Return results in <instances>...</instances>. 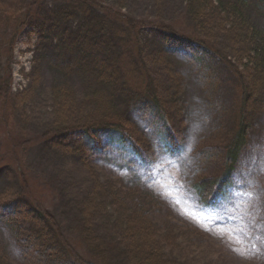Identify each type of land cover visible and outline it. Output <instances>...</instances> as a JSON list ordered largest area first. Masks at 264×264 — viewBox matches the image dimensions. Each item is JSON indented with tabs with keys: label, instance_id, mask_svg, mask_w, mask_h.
<instances>
[{
	"label": "rangeland",
	"instance_id": "obj_1",
	"mask_svg": "<svg viewBox=\"0 0 264 264\" xmlns=\"http://www.w3.org/2000/svg\"><path fill=\"white\" fill-rule=\"evenodd\" d=\"M219 1L215 8L207 5L203 18L198 19L191 17L188 10L190 0H0V86L6 85L0 88L10 87L8 92L0 93V195L12 187H20L15 180L18 170L10 163L20 158L32 185L28 190L29 203L53 214L69 247L87 259H90L88 246L78 243L83 213L75 203L80 200L86 183L95 178L98 190L105 189L103 199L109 204L93 228L99 237L108 235L118 217L124 219L137 207L154 221L158 252L168 264H264V65L257 86L258 108L226 198L216 207L206 208L190 186L193 178L211 177L223 171L220 156L230 138L240 101L236 72L244 68L230 50L238 42L240 33L235 29L229 33V25L225 32L222 30L225 19L223 13L218 16ZM60 9L66 12L63 14L66 24H61L66 32L83 25L86 19H105L103 24L107 26H102L105 29L127 31L111 22L114 20L109 12H112L145 24L170 26L179 36L206 43L211 59L206 50L193 44L186 49L181 47L179 52L169 55V63L163 64L155 58L158 45L152 28L143 27L136 36L142 57L145 60L152 57L147 68L154 76V88H158L169 123L181 140L176 154L154 148L147 165L125 168V161L107 153L106 157L92 162V171L88 172L77 157L49 150L47 141L55 131V123L60 121L59 113H54L51 105L52 92L59 84L74 94L77 108L85 111L84 115L77 113L74 117L81 122L98 119L99 109L107 102L105 93L110 89L96 84L95 78L81 75L60 83L56 81L57 74L47 66V60H41L49 57V52L40 50V45L51 47L52 34L48 27ZM252 10L259 13L255 17L264 31V4L259 8L253 5ZM41 23L46 26L45 33ZM112 30L108 34L111 48L105 46L101 53L104 68L109 74L119 72V76H127L136 87L143 77L140 64L134 66L137 52L134 45L121 39V36L129 37L132 42L134 36L124 33L112 37ZM195 52L211 61L207 65L211 68L213 95L203 87L200 70L193 59ZM31 84V91L17 100ZM117 102L125 109L123 101ZM108 103L107 107L111 102ZM113 112L116 114L117 109ZM132 121L137 129L144 128V121L139 117H133ZM141 136L144 146L152 149L146 133ZM211 146L218 148L215 157L212 159L209 154L205 160L201 159L197 151ZM112 191L121 198L119 204H113V196L108 197ZM130 196L132 202L127 199ZM105 214L107 217L103 218ZM113 237L106 239L113 241L116 239ZM0 245L8 251L10 264H24L1 225ZM120 257L119 252L116 259ZM119 263L125 264L122 260Z\"/></svg>",
	"mask_w": 264,
	"mask_h": 264
},
{
	"label": "trees",
	"instance_id": "obj_2",
	"mask_svg": "<svg viewBox=\"0 0 264 264\" xmlns=\"http://www.w3.org/2000/svg\"><path fill=\"white\" fill-rule=\"evenodd\" d=\"M217 2L218 0H190L188 10L191 17L194 15V18L202 19L206 6L211 5V8H215ZM261 4H264V0H220L219 6L216 8L219 12L218 16L221 17V13H223L225 19L222 30L225 32V27L229 25L230 27L227 28L229 33L234 29L240 33L238 42L232 44L230 50L244 69L236 72L240 81V101L234 127L230 132L228 142L223 147L224 154L220 156L223 171L219 175L211 177L198 176L196 179L193 178L190 183L194 195L206 208H214L219 201L226 198L228 190L232 186L233 173L241 153L248 143L254 113L258 108L257 86L263 75L264 31L259 27L261 24L255 17L259 13L254 10L250 12V8L253 5L254 8H259ZM64 10L68 12V8H64ZM64 10L60 9L59 12L54 13L50 20L48 31L52 34V37L49 38L51 47L43 48L40 45V50L49 52V57L41 58V60H47V66H50L52 71L57 74L56 81L58 80L60 83L71 80L75 75H81L83 78H95L96 84H102L105 88L110 89L105 93L104 98H107V102L105 107L99 109L101 114L98 119L81 122L74 117H77V113L84 115L85 111L77 108V103L73 99L74 94L67 90L63 84H59V87L52 92L51 105L52 109H55L54 113H59L60 121L55 123V131L47 141L49 150L60 155L77 157L88 172L92 171L90 167L92 162L97 158L106 157L107 153L110 154V157L116 155L121 161H125L123 165L125 168L131 167V165H147L152 160L151 154L154 153V148L171 155L176 154L181 148V140L169 123L165 108L157 94L158 88H154V76L147 68V65L150 64L148 60L152 57H147L146 60L142 57L141 45H139L136 36L143 27L152 28V36L158 45L155 58L163 64L169 63V58H171L169 55L179 52L181 47L186 49L197 44L199 48L207 51L206 43L195 41L186 36H179L170 26L145 24L135 21L133 18H126L123 14L109 12L110 17L114 20L111 22L120 24L127 30L120 32V30L115 31L110 27L112 37L124 33L134 36L132 42L131 38L121 36L123 41L126 40L134 45L137 52V61L134 60V66L140 64V74L143 76L140 83L133 87L127 76H119V72L117 74L112 72L114 75L109 74L107 72L109 70L104 68L105 64H103L101 53L105 46L111 48L109 45L111 37L108 35L111 30L104 28L107 26V24H103L105 19H86L83 25L71 27L70 31L66 32L61 29V24L65 22L64 17L66 16L63 15L66 13L63 12ZM68 14L70 15V13ZM230 18H233V21ZM121 21L124 23H120ZM41 27L42 32L45 33L46 26L41 23ZM54 42L55 46H53ZM113 45L114 43H111V46ZM206 55L211 59L208 51ZM193 59L200 70L199 76L203 87L213 95L211 68L207 65L211 61L208 62L203 54L196 52ZM222 60L227 63V60ZM116 61L120 62L121 60L116 59ZM236 69L239 70V68ZM37 70L39 71V68ZM0 87H6V85ZM32 87L31 84L28 91L22 93L17 100L25 97ZM9 88H0V93L8 92ZM117 100L123 101L125 109L120 107ZM109 101L111 103L107 107L106 104H109ZM114 109H117L116 114L113 112ZM135 116L144 121V128H138L139 131L132 121ZM142 133H146L149 138L147 141L149 146L153 147L152 149L144 146ZM216 149L218 148L213 146L205 147L198 150L197 153L201 159L205 160L209 154L213 159ZM13 160L10 163L15 171L18 170L19 175L15 177V180L19 182L20 187L19 185L16 188L12 187V190H6L0 195V225L9 233V238L16 246L24 264H122L119 263L120 260L125 264H168L158 252L157 243L159 242L155 240L157 235L154 221L145 216L146 213L143 211L140 212L137 207L133 208L134 210L127 214V217L125 215L124 219L118 217L112 223L108 235L98 236L93 228L101 219L102 214H99L104 213L109 204L103 199L106 196L102 195L105 189L98 190L99 183L95 178L86 183L87 186L82 192L80 200H76L75 203L79 212L83 213V219L80 222L81 238L78 243L88 246L90 259L77 254L69 247L68 240L64 238L60 225L53 214L29 203L28 198L31 195L28 190L32 185L30 186L27 179L28 174L23 169L20 158ZM111 196L114 198L113 204L117 202L119 204L121 198L118 197V193L114 191L112 194L108 193V197ZM132 198L130 196L127 199L132 202ZM104 217H107L106 214L103 215ZM112 218L110 216V222H112ZM112 235H114L113 239H116L108 241L107 236ZM149 246L153 248L150 249ZM119 252L121 257L116 259ZM9 259L8 251L0 245V264H8Z\"/></svg>",
	"mask_w": 264,
	"mask_h": 264
}]
</instances>
